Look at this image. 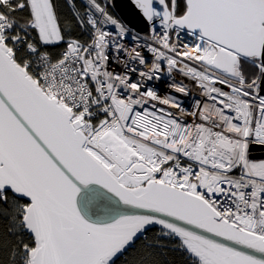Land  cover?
<instances>
[{
  "label": "snow or ice",
  "instance_id": "obj_1",
  "mask_svg": "<svg viewBox=\"0 0 264 264\" xmlns=\"http://www.w3.org/2000/svg\"><path fill=\"white\" fill-rule=\"evenodd\" d=\"M133 3L0 0V264H264V0Z\"/></svg>",
  "mask_w": 264,
  "mask_h": 264
},
{
  "label": "water",
  "instance_id": "obj_2",
  "mask_svg": "<svg viewBox=\"0 0 264 264\" xmlns=\"http://www.w3.org/2000/svg\"><path fill=\"white\" fill-rule=\"evenodd\" d=\"M114 2L116 14L130 29L140 34L148 32V26L141 13L134 6L133 0H114ZM252 158L264 159V148L255 147L252 151Z\"/></svg>",
  "mask_w": 264,
  "mask_h": 264
},
{
  "label": "built area",
  "instance_id": "obj_3",
  "mask_svg": "<svg viewBox=\"0 0 264 264\" xmlns=\"http://www.w3.org/2000/svg\"><path fill=\"white\" fill-rule=\"evenodd\" d=\"M117 18H119V16ZM157 28H158V31H159L160 30L159 29V25H157ZM147 33H145V34L138 33V34H140V35H146ZM128 43L131 44L132 43L131 40H129ZM141 43H144V42L142 41ZM116 70L117 71H121L122 69L121 68H117ZM174 75H179L180 78H176V77H174ZM135 78H136V75L133 74V79H135ZM169 80H177V81L182 80L183 83L187 84L190 87V90H191L190 96L184 97V96H179V94H176V93H171V89L168 87ZM230 83H234V81H230ZM153 84L158 89L159 95L161 97H164V96L168 95L169 93H171L173 95H178L179 98H180V100L183 103L184 108L188 112L192 111V109L194 110V108H193V100L194 99H201V100H203V97L200 95V89L198 87H196L195 85H193L189 79L182 77V74L179 71H175L174 70L171 77H169L167 75V73H165L164 74V79L159 80V81H155V82H153ZM158 107H162V105H158ZM171 111L176 112L175 109H171ZM184 119H185L186 122H191V120H192V118H189L188 116L184 117Z\"/></svg>",
  "mask_w": 264,
  "mask_h": 264
},
{
  "label": "trees",
  "instance_id": "obj_4",
  "mask_svg": "<svg viewBox=\"0 0 264 264\" xmlns=\"http://www.w3.org/2000/svg\"><path fill=\"white\" fill-rule=\"evenodd\" d=\"M63 11H64V13L66 15H70V13L68 12L66 4H65V6L63 8ZM112 12H113L114 16L118 17L114 10H112ZM162 259H165V257H162ZM166 259L169 260V261H173L174 264H185V258L183 256V254L178 252V251L177 252L169 251L168 254H167Z\"/></svg>",
  "mask_w": 264,
  "mask_h": 264
},
{
  "label": "bare ground",
  "instance_id": "obj_5",
  "mask_svg": "<svg viewBox=\"0 0 264 264\" xmlns=\"http://www.w3.org/2000/svg\"><path fill=\"white\" fill-rule=\"evenodd\" d=\"M174 77H176V78H180V76L179 75H174ZM192 111H194L193 109H192ZM192 111H190V112H192ZM189 118H192L191 116H188Z\"/></svg>",
  "mask_w": 264,
  "mask_h": 264
}]
</instances>
